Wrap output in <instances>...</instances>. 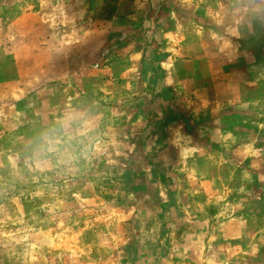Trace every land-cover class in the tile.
<instances>
[{
	"label": "crops",
	"instance_id": "1",
	"mask_svg": "<svg viewBox=\"0 0 264 264\" xmlns=\"http://www.w3.org/2000/svg\"><path fill=\"white\" fill-rule=\"evenodd\" d=\"M134 3L144 16L130 20L152 28L122 35L124 55L92 83L141 102L122 156L105 158L122 264H264V0Z\"/></svg>",
	"mask_w": 264,
	"mask_h": 264
},
{
	"label": "rangeland",
	"instance_id": "2",
	"mask_svg": "<svg viewBox=\"0 0 264 264\" xmlns=\"http://www.w3.org/2000/svg\"><path fill=\"white\" fill-rule=\"evenodd\" d=\"M134 2L0 0V264L123 263L105 158L122 156L117 144L137 119L125 114L141 102L105 101L92 83L124 55L122 35L152 28L130 20L144 16Z\"/></svg>",
	"mask_w": 264,
	"mask_h": 264
},
{
	"label": "clouds",
	"instance_id": "3",
	"mask_svg": "<svg viewBox=\"0 0 264 264\" xmlns=\"http://www.w3.org/2000/svg\"><path fill=\"white\" fill-rule=\"evenodd\" d=\"M61 131H63V127L55 129V132H50V133H48V135H50L52 137L53 142H54V140H55V133H58V132H61Z\"/></svg>",
	"mask_w": 264,
	"mask_h": 264
}]
</instances>
